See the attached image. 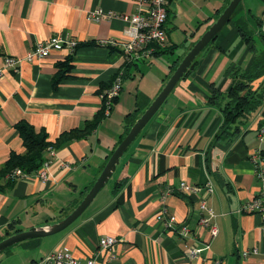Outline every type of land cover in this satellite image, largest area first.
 Instances as JSON below:
<instances>
[{"label": "crops", "instance_id": "1", "mask_svg": "<svg viewBox=\"0 0 264 264\" xmlns=\"http://www.w3.org/2000/svg\"><path fill=\"white\" fill-rule=\"evenodd\" d=\"M230 1L169 0L166 46L128 62L119 44L128 22L88 16L98 8L133 13L135 0H0V69L7 55L21 59L17 70L0 75V169L13 152H25L19 121L45 129L48 141L57 144L47 182L36 173L15 182L1 179L0 237L14 220L27 230L57 222L80 204L133 123ZM54 36L79 45L72 50L62 41L42 59L26 58L36 43ZM109 39L119 43H102ZM263 54L264 0H243L124 152L114 182L66 229L11 246L0 252V264H39L57 247L82 260L99 253L96 264H264L261 216L241 210L262 190L251 155L257 150L264 155V97L228 135H218L224 116L221 106L210 102L219 91L226 101L236 70L249 69ZM68 57L71 69L56 86L57 64ZM120 71L123 87L106 114L105 92ZM254 84L264 92V75ZM181 181L214 187L208 202L219 232L213 239L198 227L200 196L181 192ZM163 205L193 233L165 230L158 222ZM108 235L120 239L113 249L100 246ZM197 238L209 239L211 246L188 258ZM254 247L258 253L243 255Z\"/></svg>", "mask_w": 264, "mask_h": 264}, {"label": "built area", "instance_id": "2", "mask_svg": "<svg viewBox=\"0 0 264 264\" xmlns=\"http://www.w3.org/2000/svg\"><path fill=\"white\" fill-rule=\"evenodd\" d=\"M137 9L133 13L119 14L114 11H104L102 8L95 9L89 13V19L92 21H100L102 19H112L120 16L128 22L125 30V40L120 43L116 40L109 39L102 43L117 45L122 47L126 61H138L146 58L158 47H165L167 41L166 22L168 19L169 0H135ZM62 41L74 50L78 41L75 39H64L60 36H54L50 39L42 40L29 51L26 58L28 60L42 59L49 55L52 47L60 44ZM21 59L7 55L4 59V67L0 69V75H3L6 69L12 68L17 70ZM124 82L123 71H120L110 87L105 92L106 114L110 113L111 106L114 100L119 96ZM263 131V128H262ZM56 149L49 147L47 149V158L39 169L35 172L36 175L44 182L49 180L50 166L55 158ZM251 159L255 165L256 175L262 182V190L253 199L246 201L242 207V211L256 212L261 216V229L264 231V155L260 150L255 151L251 155ZM28 176L21 168H16L10 175L12 178ZM179 190L186 194L200 196L199 211L201 213L198 221V227L207 228L210 232V240L213 239L219 232V228L214 220L216 212L209 205V196L213 193L214 187L207 183L206 185L190 184L187 181H181ZM171 188L162 193L161 198H165L167 193H170ZM158 222L165 230L176 232L182 236H188L193 233L190 227L185 223H180L178 217L174 213H170L166 205H163L158 214ZM119 237L108 235L100 239V246L113 249L119 241ZM195 239L189 246L186 256L188 258H198L201 254L209 249L211 241ZM258 247L251 250H245L243 255L247 256L251 253H258ZM115 256V252H111L110 258ZM99 253L95 256H90L86 260L75 257L72 253L66 251L62 247H57L44 256L39 264H96L99 262ZM102 264H110L109 261Z\"/></svg>", "mask_w": 264, "mask_h": 264}, {"label": "trees", "instance_id": "3", "mask_svg": "<svg viewBox=\"0 0 264 264\" xmlns=\"http://www.w3.org/2000/svg\"><path fill=\"white\" fill-rule=\"evenodd\" d=\"M239 6L235 12L238 10ZM239 30L246 34L245 27L243 25H240ZM163 51L157 50L156 53ZM71 59V57H68L66 60L57 64L59 72L54 78V84L56 86L61 81V79L67 75V72L70 71ZM195 62L196 59L191 66H193ZM188 72L189 69L185 74ZM234 72L235 71H233V73ZM234 74L236 80L226 93V101H221L222 93H220V91L216 92L212 97H210V102L221 106L224 116V121L221 125L218 135L234 134L235 131L239 130L240 123H242L243 120L249 118L250 115L255 112L262 104L264 92L260 86L255 87L254 81L264 75V54L262 56H258L249 69L245 71L238 69ZM103 112L104 110L101 111L96 116V118H94V120L88 124V128H86L87 131L94 128V126H96V124L102 119L104 116ZM135 118L136 116L134 115L133 119ZM17 128L23 138L25 152H13L11 154L5 166L0 169V181L3 178H7L9 182H15V180L18 178H12L10 175L16 168H21L28 175L35 173L46 160L47 149L50 146L55 149L57 148L56 143L48 141V133L45 129L37 130L24 120L17 123ZM0 187H2L1 183ZM21 230L22 229L18 227V220H14L7 226L4 235L0 237V240ZM9 248L10 247L6 248L5 250H8Z\"/></svg>", "mask_w": 264, "mask_h": 264}, {"label": "water", "instance_id": "4", "mask_svg": "<svg viewBox=\"0 0 264 264\" xmlns=\"http://www.w3.org/2000/svg\"><path fill=\"white\" fill-rule=\"evenodd\" d=\"M242 2L243 0H231L229 5L219 15L217 20L208 28V30L204 32L200 39L193 45L190 51L179 63V65L177 66L174 73L171 75L170 79L167 81L166 85L163 87L161 92L145 109L141 116L136 119L127 135L122 139V141L113 151L106 165L104 166L101 174L98 176V178L96 179L86 196L83 198V200L80 202V204L65 218L57 222L46 223L42 226H33L27 230H21L3 238L2 240H0V252L19 242L28 239L48 236L62 231L68 226H70L82 215L86 208L92 203L99 191L108 183L110 178L113 176L124 152L127 150L129 145L133 142V140L145 127V125L150 121V119L156 114V112L167 99L173 88L177 85V83L181 80V78L191 67L192 63L200 54V52L211 41L216 38V36L220 33L224 26L231 20L235 10Z\"/></svg>", "mask_w": 264, "mask_h": 264}, {"label": "rangeland", "instance_id": "5", "mask_svg": "<svg viewBox=\"0 0 264 264\" xmlns=\"http://www.w3.org/2000/svg\"><path fill=\"white\" fill-rule=\"evenodd\" d=\"M114 177H115V175L110 178V180L108 181V183L103 188L109 187L114 182Z\"/></svg>", "mask_w": 264, "mask_h": 264}]
</instances>
